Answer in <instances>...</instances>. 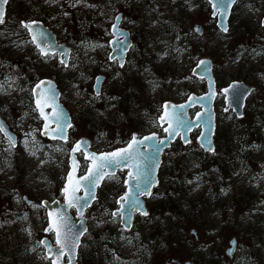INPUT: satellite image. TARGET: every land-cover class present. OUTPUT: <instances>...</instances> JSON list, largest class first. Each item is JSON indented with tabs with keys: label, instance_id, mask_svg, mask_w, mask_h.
Listing matches in <instances>:
<instances>
[{
	"label": "rangeland",
	"instance_id": "1",
	"mask_svg": "<svg viewBox=\"0 0 264 264\" xmlns=\"http://www.w3.org/2000/svg\"><path fill=\"white\" fill-rule=\"evenodd\" d=\"M119 12L132 39L123 67L108 58ZM263 17L264 0H237L223 33L207 0H8L0 24V115L17 144L0 133V264H52L41 243L46 237L55 245L54 233L45 232L42 202H64L72 144L88 138L93 151L108 152L133 133L164 135L162 105L206 91L205 80L192 74L206 57L217 90L214 150L200 147L199 128L187 144L177 137L145 198L148 215L136 214L128 230L112 215L126 171L107 176L86 208L77 263L264 264ZM29 20L42 21L70 48L67 66L56 54L39 53L20 23ZM98 75L104 76L99 96L93 90ZM45 78L56 81L72 116L67 142L41 135L32 87ZM232 81L253 86L240 117L224 110L221 89ZM122 96L128 113L119 111ZM80 160L83 171L87 161ZM70 213L77 221L73 207Z\"/></svg>",
	"mask_w": 264,
	"mask_h": 264
},
{
	"label": "water",
	"instance_id": "2",
	"mask_svg": "<svg viewBox=\"0 0 264 264\" xmlns=\"http://www.w3.org/2000/svg\"><path fill=\"white\" fill-rule=\"evenodd\" d=\"M237 1V0H236ZM210 9H211V17L216 18V27L223 33H226L222 31V27L226 26L229 28L228 19L230 17L232 8L234 4L231 5V7H227L226 12L224 15H221V8H213V4L209 2ZM215 0H213V3ZM225 6H227V0H224ZM6 5H2L0 7L3 8L4 11V17L6 12ZM117 16H120L121 19L117 21L115 18ZM114 18V21L111 25V34L112 39L109 41L110 45V54L112 59H116L118 66H120V58H123V61L125 62L127 52L129 51L130 47L132 46V39L130 36V32L124 28L121 27L122 22V13L119 12ZM36 21V24L32 25L33 32L40 33L43 32L45 34L46 39H38L37 43L41 44V47L45 48L46 51H48L49 54H56L58 59L64 60L66 64L70 55V48L65 43H60L57 40L56 33L48 27L46 24H44L42 21L39 20H29L26 22ZM264 17L262 18L261 25L264 27ZM116 25L114 28L113 25ZM198 29V30H197ZM194 30L197 34H202V27L200 25H195ZM31 41H32V35L29 33V31L26 29ZM33 42V41H32ZM37 43H33L35 47L39 50L40 54V48L37 47ZM64 52L65 55L61 56L60 53ZM42 55V54H41ZM200 61H206L207 63L204 65H201L198 67V64ZM121 67V66H120ZM192 74L202 78L206 81V92L197 95V94H190L187 99L180 103H174V102H165L162 105V112L158 118L159 125L162 126V131L164 135L159 136L158 133L152 132L143 136H138L137 134H133L131 136V139L127 142L126 145L116 148L114 150L108 151V152H95L91 150L90 148V140L88 138H81L78 141H76L69 152V159H68V171L65 177V183L64 188L68 184V175L69 173H73L74 180H79V190L75 191L74 196L80 199L81 203L87 202V206L83 207L80 212L77 211V206H72L75 210V218H77V221L73 220V216L70 213V208L68 206V203L64 196V202H60L59 200H53L52 202L44 200L42 202V205L46 209V215L48 220V226L50 223V217L49 213H53L52 219L55 218V214H63L66 216V224L64 225V230L69 234L70 237H75L78 235V246L74 250V255L70 254L69 249H65L64 254L59 256V262L58 264H69L71 260V264H78L77 263V253H78V247L81 242V238L83 237L84 233L87 230L86 225V217H85V211L86 208L91 206V204L96 199V193L98 187L101 185L102 181L109 175H106L104 179L99 181L98 186L93 187L92 183L88 180L81 179L82 177H85L88 175L89 168L92 166V160L90 158V154H95L96 157H100L102 154L106 153H112L116 152L119 149L127 148L128 144L132 141L133 136L136 137L137 140H143L144 143L141 146H137L134 151L137 152L138 160L141 162L142 165H147L148 171L151 173V176L155 180V186L158 184V172L159 167L161 164L162 154L166 148L170 146V144L179 137L180 141L183 144H187L190 141V132L195 129L199 128L200 132L197 137V142L200 145V147L205 152H212L214 149V134H215V111H214V101L216 97V82L215 77L213 74V61L211 58H203L198 61V63L194 66L192 69ZM99 78V79H97ZM104 80L103 75H98L93 84V90L95 94L97 95V92L100 93L101 84ZM43 82V83H42ZM37 85H39V88H37ZM227 89V91H225ZM50 90V91H49ZM253 90V86L248 85L242 81H232L227 86L223 87L221 89L222 94H224V110L232 109L236 116L240 117L243 113V109L245 106V101L250 95V93ZM41 93H46L49 97L48 103L51 106H47L44 108L45 113L49 116L48 123V133L43 134L45 132L44 130V124L45 121L43 118L42 121V129H41V135L43 137H46L49 140H57L60 142H66L64 139H62L56 132H53L54 129H57V122L54 119V116L57 113L62 114V121L65 124H71L72 126V119L70 116V113L68 109L64 106V104L60 101V90L57 87V83L53 79H40L38 82H36L32 88V98H33V104L36 108V99ZM54 96L55 98L52 99L51 97ZM58 106V107H56ZM167 106V107H165ZM198 107V111L194 113L192 116L190 114L191 109ZM37 109V108H36ZM169 114V116L176 115L180 118V123L176 127V130L174 133L166 132L165 129L169 127V120L164 119L162 120L161 117L165 115V112ZM38 115L40 116L39 110H37ZM0 123L3 124L6 132L11 135L15 140L16 145V135L9 129L7 123L2 119L0 115ZM70 127H65L64 134L67 136L68 140V133H69ZM1 134L6 138L3 132ZM55 136V138H52ZM154 136V139L151 140H144V137H150ZM162 141V143H161ZM82 142V143H80ZM77 143H80V149L73 153V148L77 145ZM203 145V146H202ZM159 149V151H155L154 149ZM210 149V150H209ZM81 152V155L84 160L87 161V167L85 169L84 173L80 174V160L78 154ZM86 154L89 155V158H86ZM73 161H75V166L73 164ZM159 162V166L153 168V165L155 162ZM127 170V175L124 182L125 185V192L120 196H125L127 193V201H121V203H118V209L114 211L116 215L121 216V211L123 213L124 219L120 222L124 229L128 230L132 227L134 215L136 213L141 214V211L136 210L137 209V201L139 202V206H142V210L147 211V207L145 204V198L149 196L139 195L136 190V181L132 179L129 176V171L135 172V167L133 166V161L125 160L121 162L120 164H113L108 167H106L103 171L106 173H109L110 175L115 174L118 170ZM153 186L151 188V191L155 187ZM63 188V189H64ZM62 189V192H63ZM64 194V193H63ZM94 195V199H93ZM120 197L117 201L120 200ZM26 198V197H25ZM31 201H27V204H31ZM75 203V202H74ZM121 205H123V208H121ZM46 227V229L48 228ZM46 233L51 232L45 231ZM53 232V231H52ZM83 233L82 235H79L80 233ZM54 233V243L53 245L51 241L44 237L42 241L44 243V249L45 254L51 258V263L53 260L57 259V256L60 252V246L56 243V235ZM230 247L226 250L227 255L231 256L232 253L235 250L236 246V239L232 238L230 240ZM51 249V250H49ZM66 258V259H65ZM185 264H194L190 261H186Z\"/></svg>",
	"mask_w": 264,
	"mask_h": 264
},
{
	"label": "snow or ice",
	"instance_id": "3",
	"mask_svg": "<svg viewBox=\"0 0 264 264\" xmlns=\"http://www.w3.org/2000/svg\"><path fill=\"white\" fill-rule=\"evenodd\" d=\"M77 2H80V0H77ZM210 3L213 4V8H221V15H224V13L227 10V7H231L232 4L236 3V0H227V6H225L224 0H215V2L213 3V0H209ZM8 3V0H0V6L5 5ZM117 21H119L121 19L120 16H117L115 18ZM4 23V11L3 8L0 7V24ZM21 26L25 29H27L29 31V33L32 35V41L33 43H37L38 39H46L45 34L43 32L40 33H35L33 32V28L32 25L36 24V21H31V22H25V21H21ZM262 24H264V22H262ZM113 27L115 28L116 25L114 24ZM198 30V29H197ZM222 31L227 32L228 28L226 26L222 27ZM37 47L40 48L41 54L42 55H48V51H46L45 48L41 47L40 43H37ZM93 47H96L95 45ZM129 47H131V45H129ZM61 56L65 55L64 52L60 53ZM109 59H112V57L110 56ZM61 63L64 64L65 61L61 60ZM120 66L123 67L124 66V61L123 58H120ZM206 61H200L198 64V67H200L201 65L206 64ZM65 66H67L65 64ZM99 79V78H97ZM43 83V82H42ZM37 88H39V85H37ZM50 91V90H49ZM227 91V89L225 90ZM97 95L99 96V92H97ZM52 99H54L55 97L52 96ZM49 97L46 93H41L37 99H36V108L37 110H39L40 113V117L44 119L45 124H44V130L45 132L43 134H47L48 133V123L47 121L49 120V116L45 113L44 108L47 106H51L48 103ZM58 107V106H56ZM167 107V106H165ZM54 119L57 122V129H54L53 132H56L62 139H64L65 141H67V136L64 134V129L65 127H71V124H65L62 121V114L57 113L54 116ZM162 120L164 119H168L169 120V127L165 129L166 132H170L174 133L176 130V127L179 125L180 123V118L179 116L176 115H172L169 116V114L167 113V111L165 112V115L161 117ZM0 132H3L4 135L6 136L9 144L11 146H15V140L14 138L9 135L3 124L0 123ZM52 138H55V136H53ZM154 139V136H150V137H144V140H151ZM82 143V142H80ZM80 143H77V145L73 148V153H75L76 151H78L80 149ZM144 141L143 140H137L135 136H133L132 141L128 144L127 148H122L119 149L116 152H112V153H106V154H102L100 157H96L95 154H90V158L92 160V166L89 168L88 171V175L85 177H82L81 179L83 180H88L92 183L93 187L98 186L99 181L104 179V177L106 175H110L109 173L104 172L103 170L113 164H120L121 162L125 161V160H129V161H133V166L135 167V172L129 171V176L134 179L136 181V190L138 192L139 195H144V196H152V191L151 188L153 186H155V180L154 178L151 176V173L148 171V167L147 165H142L141 162L138 160V155L137 152L134 151V149L137 146H141L143 145ZM162 143V141H161ZM203 146V145H202ZM155 151H159V149H154ZM210 150V149H209ZM86 158H89V155L86 154ZM73 164L75 166V161H73ZM159 166V162L156 161L155 164L153 165V168L158 167ZM125 183H127V181H125ZM79 184L80 181L79 180H74L73 178V173H69L68 175V184L65 186V188L63 189V193L65 196V199L68 203L69 207L72 206H77V211L80 212V210L83 207L87 206V202L81 203L80 199L74 196L75 191L79 190ZM127 193L125 194V196L120 197V200L117 201V203H121V201H127ZM94 195H93V199H94ZM75 202V203H74ZM137 209L141 211V214L144 216H147L148 213L147 211L142 210V206H139V202L137 201ZM121 208H123V205H121ZM53 213H49V217H50V223L47 229H45V231H53L55 232L56 235V243L57 245L60 246V252L57 256L56 260L52 261V264H58L59 262V256L64 254L65 249H69L70 254L74 255V250L75 248L78 246V235L75 237H70L69 234L64 230V225L66 224V216L63 214H55V218L52 219L53 217ZM113 216H116V213H112ZM121 220L124 219L123 213L121 211V216H120ZM86 231V229H85ZM83 233L81 232L79 235H82ZM41 243H44L43 241H41ZM51 250V249H49ZM69 264H71V260L69 262Z\"/></svg>",
	"mask_w": 264,
	"mask_h": 264
},
{
	"label": "trees",
	"instance_id": "4",
	"mask_svg": "<svg viewBox=\"0 0 264 264\" xmlns=\"http://www.w3.org/2000/svg\"><path fill=\"white\" fill-rule=\"evenodd\" d=\"M127 99L125 98V96H122V100H121V102H120V108H119V111H121V110H123V111H121V112H126V113H128V105H127Z\"/></svg>",
	"mask_w": 264,
	"mask_h": 264
},
{
	"label": "flooded vegetation",
	"instance_id": "5",
	"mask_svg": "<svg viewBox=\"0 0 264 264\" xmlns=\"http://www.w3.org/2000/svg\"><path fill=\"white\" fill-rule=\"evenodd\" d=\"M232 12V11H231ZM6 13V12H5ZM261 21H262V19H261ZM228 23H229V19H228ZM197 25V24H196ZM117 62V61H116ZM120 67V66H119ZM55 81V80H54ZM56 82V81H55ZM58 87V86H57ZM60 90V89H59ZM61 94V93H60ZM61 101V100H60ZM70 113V112H69ZM70 116H71V114H70ZM71 119H72V116H71ZM73 123V122H72ZM133 134H136V133H133ZM132 134V135H133ZM68 137H69V135H68ZM90 140V139H89ZM90 147H91V141H90ZM78 156H79V160H80V157H82L81 156V152L78 154ZM80 164H81V160H80ZM146 204V203H145Z\"/></svg>",
	"mask_w": 264,
	"mask_h": 264
}]
</instances>
